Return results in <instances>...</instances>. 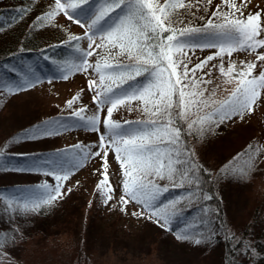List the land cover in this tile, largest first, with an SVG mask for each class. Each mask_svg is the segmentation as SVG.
Instances as JSON below:
<instances>
[{"label":"snow or ice","instance_id":"snow-or-ice-1","mask_svg":"<svg viewBox=\"0 0 264 264\" xmlns=\"http://www.w3.org/2000/svg\"><path fill=\"white\" fill-rule=\"evenodd\" d=\"M224 2L229 11L217 6L206 20L192 13L193 18L204 20L200 26H192L191 19L185 24L176 11L192 7L184 0H54L51 11L39 20L51 22L63 14L68 21L84 29L82 36L68 37L69 42H76L73 47L79 55L58 65L60 78L68 79L74 72L89 74L92 70L98 80L89 79L88 89L94 93L92 100L96 111L85 115L86 107L74 109L73 105L79 100L77 95L67 102L75 119L70 123L64 122L63 118L46 121L34 126L24 138L37 140L70 127L98 132L99 138L94 145L76 144L48 157H33L28 167L6 169L0 164V171L39 172L55 180V184L45 181L36 189L26 190L27 195L23 197H0L6 200V210L11 209L14 214L30 213L54 204L72 191L71 188L64 191V182L93 157L102 161V171L98 170L102 179L97 188L106 196L107 203L114 191L109 184L108 173L109 153H112L123 175L121 202L125 205L135 202L142 211L132 215L147 213L148 219H154L161 228H168L183 207L190 205L197 195L190 192L187 204L183 206V197L160 204V198L169 191V186L184 187L186 183L198 181L192 159L194 152L186 147L183 137L192 133L203 136L235 117L243 120L264 94V52L258 51L264 49L261 14L244 17V3L237 5L235 0ZM207 3L211 4V0ZM18 11L23 15L26 10ZM81 41H87L86 48L81 47ZM98 49L101 52H97ZM196 49L216 51L189 69L191 57L188 53H194ZM237 52L254 55L255 60H241L238 68L231 59ZM93 56H96L95 63L89 60ZM225 56L229 58L227 68ZM44 58L49 59L47 55ZM217 58L220 62L212 64V68L218 67L225 78L224 84L233 85L230 94L222 99L216 98L220 85L208 89L201 85L212 84V80H205L203 76L195 78L197 70L207 68L209 62ZM258 62L261 70L254 74ZM11 70L16 71L14 66ZM190 73L193 79H189ZM210 74L211 68L206 75ZM138 77L143 79L138 80ZM39 82L40 77L29 69L19 83L7 85V90L15 93ZM134 101L138 102L137 108L146 115V119L123 124L113 119L114 111L121 107L134 110ZM105 109L106 116L101 120L100 113ZM3 155L0 151V158ZM248 157L245 166L250 171L255 157L251 153ZM222 172L234 176L247 175L244 167L225 166ZM162 181L167 183L162 185ZM195 235L185 231L177 235V239L194 240L200 244L209 242L215 233H200V238H194ZM10 239L7 233L0 236V248Z\"/></svg>","mask_w":264,"mask_h":264},{"label":"rangeland","instance_id":"rangeland-1","mask_svg":"<svg viewBox=\"0 0 264 264\" xmlns=\"http://www.w3.org/2000/svg\"><path fill=\"white\" fill-rule=\"evenodd\" d=\"M184 3L186 5L191 3L192 7L190 9H177L176 11L184 19L185 24L191 19L192 26H200L204 23V20L193 18L192 13L195 14V17L203 16L206 20L217 10V6H220L223 11H229L224 0H211V4L207 3V0H184ZM235 3L237 5L245 4L242 8L244 17L259 12L261 20L264 21V0H246V2L245 0H235ZM53 5L54 0H0V9L5 11L6 18L0 24L1 45L3 43L12 44L13 34L11 31L14 30L13 32H15L18 29L28 31V39L32 40L37 47L50 44L54 36H65V40L61 43L63 44V49L50 52L47 55L49 59H45L42 56L39 58L40 62L33 59L25 60L24 65L27 70H34L38 76L41 73L39 76L41 82L34 87L10 93L7 90V85L14 84L6 81L5 75L8 74L0 70V87H2V90H0V144L5 137L17 130L28 129L31 126L32 128L29 129H33L34 126L41 125L49 120L63 118L64 122L70 123L75 118L71 116L72 109L67 107V102L77 95H79V100L73 105L74 109L86 107L85 115H91L96 111V106L92 100L94 93L88 89L89 79L95 78L98 80L92 70H89V74L74 72L69 75L68 79L60 78L61 72L58 70V65L79 55L73 47L76 42H69L68 37L70 35L82 36L84 29L68 21L63 14L57 15L51 22L39 20L38 18L44 17L47 12L51 11ZM18 9H25L26 11L22 15ZM7 15L8 17H6ZM261 38H264V34H262ZM80 45L86 48L87 41H81ZM215 51V49H205L203 51L196 49L194 53L190 51L188 53L191 57V63L188 65L189 69ZM258 51L264 52V49H258ZM97 52H101V50L98 49ZM231 59L237 63L239 68L241 60L254 61L255 56L237 52L233 53ZM89 60L95 63L96 56L89 58ZM228 60L229 58L225 56V68L228 66ZM53 61H56V63L54 64ZM219 62V58L209 62L207 68L197 70L195 78L198 79L203 76L205 80H212V84L201 85V87H207L208 89L220 85L217 89L216 98L222 99L230 94L233 85L224 84L223 80L225 78L219 73L218 67L212 68V64L218 65ZM13 66L16 71L11 70ZM209 68H211V74L206 75ZM6 69L10 73L23 75L22 68L19 65L10 63L9 66H6ZM260 70L258 62V67L254 74H258ZM137 79L142 80L143 77H138ZM189 79H193L191 73L189 74ZM205 95L207 96L208 93L206 92ZM137 104L138 102H132V108L134 109L132 111H128L125 107L114 111L113 119L122 124L125 121L146 119V115L137 108ZM100 115L101 120H103L106 116V109ZM184 130L186 131V124L184 125ZM101 131H103L102 127ZM186 136L193 146L197 161L215 181L222 202L224 220L225 225L228 227L229 237L236 244L240 243V245L244 244L246 246L245 257L248 258L249 264L260 263L258 260L260 258L262 261L264 260V252H257L255 249H251L250 245L264 246V94H262L257 104L253 106V111L245 114L243 120L235 117L233 121L214 127L213 131L206 132L203 136L196 133ZM98 138V132L73 127L37 140H29L22 137V142L13 144L9 149L10 152L17 156V164L11 167L4 160H1L0 164H3L6 169L28 167L31 165V158L33 157H48L58 150L71 149L76 144L94 145L98 142ZM249 146L252 147L250 148ZM248 153L255 157L254 166L250 171L245 166V162L249 158ZM225 166L237 169L244 167L247 175L234 176L222 172ZM98 170L102 171L101 159L99 157L88 159L83 167L75 171L69 180L64 182V191H67L68 188L73 190L76 187H82L84 192L86 187L85 192L88 191L91 197L94 196L106 211H111V208L116 209L115 206L113 208L111 205L120 203V197L123 195L122 170H120L119 162L114 159L113 154L109 153V184L114 191L110 193L112 199L108 200L107 203L105 202L106 196L97 188L99 181L102 179ZM45 181L55 184L54 177H48L39 172L2 170L0 171V184L21 186L20 192L22 194L19 196L2 193L0 197H23L27 195L26 190L36 189ZM100 197L103 198L104 202ZM79 203L75 202L73 206H79ZM132 203L122 204L124 205L125 213L140 212L141 206L138 208L135 202ZM94 204L95 206L85 210L81 207L77 208L78 214L81 215L84 211L86 216L83 226L84 231H82L84 233L82 247L75 248L74 246L75 249L71 247L74 244L72 236H56L58 237L56 238L57 241L54 240V237H50L47 241L49 242L47 244L48 248H46L45 252L42 250V256H44L42 264H60L59 259L61 258L67 259L65 264L219 263L221 257L218 250L219 247L214 243L218 239L217 235H213L209 242H202L200 245L195 244V242L192 243L193 245L191 243L185 246L175 245L170 243L169 240H161L158 238L159 236L147 228L137 229V219L144 217V215H132L130 221L125 223L116 219L115 216L101 214L97 211V206H99L97 201H94ZM5 212H9V209L6 210V200L0 199V225L5 221ZM96 219H103V222L114 221V224L119 225L117 227L118 231L114 234L103 232L101 225H98L100 222ZM93 222L97 223L94 227ZM80 226H82V223L78 222L77 225L72 224V226H69V229L72 230V233L74 231L73 234H76ZM92 227L94 230L91 229ZM32 242L35 243L36 241ZM68 242L69 244L67 245L66 243ZM249 246L250 249H248ZM28 248V246H25V250ZM82 248L83 250H81ZM78 249L85 253V258L80 263L73 259L75 256L74 252H80ZM25 250L8 252L7 255L0 259V264L28 263L25 260L34 256L35 253L25 252ZM21 253L22 256H19ZM241 253H244V251ZM71 255L73 256L69 260ZM10 259L11 262L8 261ZM52 259L57 261V263Z\"/></svg>","mask_w":264,"mask_h":264},{"label":"trees","instance_id":"trees-1","mask_svg":"<svg viewBox=\"0 0 264 264\" xmlns=\"http://www.w3.org/2000/svg\"><path fill=\"white\" fill-rule=\"evenodd\" d=\"M6 17H8V15ZM5 19V11L0 9V24L3 23ZM4 27H6V25H4ZM13 31H11L13 34V43L0 44V70L8 74L5 75L6 81L16 84L19 83L21 76L19 73H10L6 69V66H9L10 63L19 65L22 68V73L24 74L28 71L24 65L26 59H33L35 61V59L48 55L50 52L59 51V45L65 40V36H51L53 37L51 42L53 44L50 43L48 45L37 47L34 45L32 40L28 39V31L24 29H18L15 32ZM44 67L47 68V66ZM40 74L41 73H39V76ZM29 128H32V126ZM29 128L17 130L5 137L0 144V151L4 153L3 157L0 158V161L4 160L11 167L17 164V156L13 152H10L9 149L13 144L23 141L21 139L24 137L25 133L31 130ZM183 139L186 147L193 151V146L189 140H187V136H184ZM192 159L195 167L197 168L196 176L198 177V181L193 182L192 184L186 183L184 187L174 188L169 186V191L161 196L160 204H164L172 199L183 197V206L184 204H187L189 193L194 192L197 195L192 198V203L183 207V211L171 221L168 228H161L154 221V219H148L147 213H145L144 217L137 219V229L147 228L159 236L158 238L161 240L166 239L169 240L170 243H174L175 245L180 244L183 246L194 243V240L177 239V235L184 233L185 231H191L192 233L197 234L194 238H200L198 235L200 233H203L204 235L215 233L218 239H216L214 243L218 245V250L221 256L219 263L217 264H249V261H247L248 258L245 257L246 246L244 244L240 245V243L236 244V242H233L229 237L228 227L225 225L222 202L214 179L208 171H206L199 164L195 154ZM165 183L167 182H161L162 185ZM20 187L21 186L16 187L12 185L0 184V194L10 193L12 195L20 196V194H22L20 192ZM85 188L83 192L82 187H76L64 198L58 200L50 206H43L36 212L14 214L11 209H9V212H5V221L0 225V236L7 233L11 239L4 245L3 248H0V259L7 255L8 252L10 253L13 250H17V252L24 251L25 246H28L29 248L26 249L25 252L30 251L35 253V255L26 259L25 261L28 262L26 264H42L44 261L42 250L45 252L46 248H48L47 244L49 242L47 241L50 237H54V240L57 241L56 238L58 237L56 236H72L74 244L71 247H82V242L84 241V233L82 231H84L83 226L86 216L84 211L81 215L78 214L77 208L81 207L85 210L89 207H93L95 206L94 201H97L99 205L97 206V211L101 214L115 216L116 219L125 223L130 221L132 214L125 213L122 202L117 205H111V207L115 206L116 209L111 208V211H106L94 196L91 197L87 189V192H85ZM101 200L104 202L103 198H101ZM75 202H80V205L74 207L73 204ZM129 203L133 204L132 202ZM137 207L140 208L139 205H137ZM139 211H142V208H140ZM96 220L100 222L98 225H101L103 232L114 234L118 231L117 227L119 225L117 226V224H114V221L109 222L105 220L106 222H103V219ZM78 222H81L82 226H80V229L76 234H73L74 231L72 233L69 226H72V224L77 225ZM96 224V222H93V227ZM93 227L91 229L94 230ZM87 231H89V229H87ZM34 240L36 241L35 243L32 242ZM166 240L165 242H167ZM66 244L68 245L69 242ZM250 246L251 249H255L257 252H264V246ZM250 246L248 249H250ZM81 250H83V248ZM81 250L78 249L80 252H74L75 256L73 259H75V261L77 260L78 263L85 258V253ZM242 251H244V253H241ZM19 256H22V253L19 254ZM72 256L73 255L69 256V260ZM52 260L57 263L54 259ZM8 261L11 262V259ZM258 261L260 262L258 264H264V260L262 261L261 258ZM59 262L60 264H65L67 259L61 258L59 259Z\"/></svg>","mask_w":264,"mask_h":264}]
</instances>
